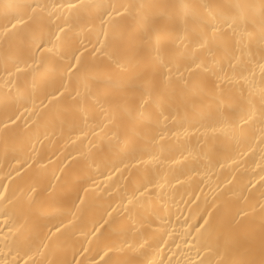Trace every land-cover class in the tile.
<instances>
[{
	"label": "bare ground",
	"instance_id": "obj_1",
	"mask_svg": "<svg viewBox=\"0 0 264 264\" xmlns=\"http://www.w3.org/2000/svg\"><path fill=\"white\" fill-rule=\"evenodd\" d=\"M0 264H264V0H0Z\"/></svg>",
	"mask_w": 264,
	"mask_h": 264
}]
</instances>
